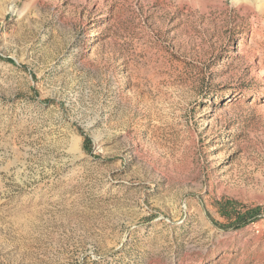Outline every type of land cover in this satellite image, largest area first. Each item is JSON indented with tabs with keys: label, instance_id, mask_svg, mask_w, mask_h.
I'll return each instance as SVG.
<instances>
[{
	"label": "rangeland",
	"instance_id": "374dc122",
	"mask_svg": "<svg viewBox=\"0 0 264 264\" xmlns=\"http://www.w3.org/2000/svg\"><path fill=\"white\" fill-rule=\"evenodd\" d=\"M232 2L0 0V264H264V14Z\"/></svg>",
	"mask_w": 264,
	"mask_h": 264
},
{
	"label": "bare ground",
	"instance_id": "6f19581e",
	"mask_svg": "<svg viewBox=\"0 0 264 264\" xmlns=\"http://www.w3.org/2000/svg\"><path fill=\"white\" fill-rule=\"evenodd\" d=\"M232 3L239 10H242L243 14H246L248 16L252 15L253 19H256V18L260 19L261 15L264 14V0H237V1L233 0ZM257 29L254 28L252 30L251 35H250V42H255V40H254L255 36H257L258 38L261 37L262 34ZM262 40H263V38H262ZM263 59H261V60H259V62L255 63L258 65L259 69H261L262 71H264Z\"/></svg>",
	"mask_w": 264,
	"mask_h": 264
},
{
	"label": "trees",
	"instance_id": "16d2710c",
	"mask_svg": "<svg viewBox=\"0 0 264 264\" xmlns=\"http://www.w3.org/2000/svg\"><path fill=\"white\" fill-rule=\"evenodd\" d=\"M89 139L87 137H85V145H88L89 143ZM232 203L231 202H226L225 205L228 207L229 205H231ZM254 218V216H251L250 218H247V217H242L240 218L234 226H237V227H241L243 226L244 224H247L251 221H253L252 219Z\"/></svg>",
	"mask_w": 264,
	"mask_h": 264
}]
</instances>
